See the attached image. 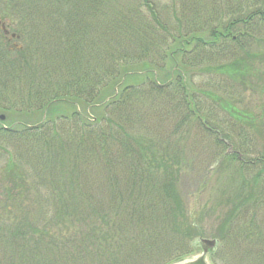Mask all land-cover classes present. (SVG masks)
I'll return each mask as SVG.
<instances>
[{"label":"trees","instance_id":"trees-1","mask_svg":"<svg viewBox=\"0 0 264 264\" xmlns=\"http://www.w3.org/2000/svg\"><path fill=\"white\" fill-rule=\"evenodd\" d=\"M53 1L47 11L46 0H0L17 23L14 36L9 25V33L0 29V112L36 117L0 125V141L12 146H0V264H146L154 254L168 264L195 251L205 230L180 190L182 153L141 131L150 120L143 103L159 94L212 137L219 165L239 171L250 190L239 187L229 200L215 251L235 254L228 238L262 240L264 226L254 221L264 209L262 118L210 92L221 110L211 104L206 114L190 78L211 62L210 71L243 85L264 36V0L248 12L251 0H235L239 7L225 12L240 15L227 21L218 11L214 20L191 19L180 0L171 23L172 7L155 0ZM251 201L255 231L233 227Z\"/></svg>","mask_w":264,"mask_h":264},{"label":"rangeland","instance_id":"rangeland-1","mask_svg":"<svg viewBox=\"0 0 264 264\" xmlns=\"http://www.w3.org/2000/svg\"><path fill=\"white\" fill-rule=\"evenodd\" d=\"M53 0H46L44 7H47L49 11L51 3ZM56 2V0H54ZM53 1V3H54ZM156 4L159 7H172L170 12L169 22L173 21L174 10L177 8V12L180 11V0H155ZM189 2L190 12L192 13L191 19L199 20H214L217 11L220 12L218 15L224 17L227 15L225 11H230L239 7L238 2L235 0H199L202 5L196 7L198 0H187ZM248 5H245L243 8L244 12L257 9L260 5L258 3L261 0L256 2L251 0ZM1 3V2H0ZM178 4V5H177ZM195 4V8L193 7ZM178 6V7H177ZM242 7V6H241ZM4 7L0 5V11ZM60 8V7H59ZM241 9V8H240ZM163 11V10H162ZM201 14H200V12ZM1 13V12H0ZM56 13V12H55ZM164 13V12H163ZM208 13V14H207ZM210 13H215L212 16H209ZM205 15L208 18H205ZM173 15V16H172ZM240 14H228L224 18L227 20L236 19ZM175 19V18H174ZM170 22V23H171ZM193 21L189 22L192 23ZM210 22V21H209ZM1 23L9 25L11 33L17 28V23L15 20H11L7 15L0 14V29ZM11 33L9 34L11 36ZM49 31L44 32V37H49ZM13 39V38H12ZM23 42L13 39L9 42L11 46L18 45L21 46ZM259 52L258 55H255L252 58V64L249 67L248 73L243 78L242 84L239 82L233 81L229 78V75H223L217 70H211V62L202 63L199 67L194 69V76L190 78V82L194 87V91L201 97L203 104L206 109L205 113L210 115L211 112L208 110V106L213 104L218 111L221 110L219 106L215 105V100L205 95V92H210L213 95H224L229 97V101L234 103L240 110L247 113H257L258 116L262 118L259 124L264 126V36L262 40H257L252 46V53ZM217 61L214 65H218ZM205 66L203 70L201 68ZM209 66V67H207ZM209 68V69H208ZM223 89H226L228 92H224ZM169 94H159L155 98H150L149 101H144L141 112L144 115L148 116L145 119H150L146 121L145 127L141 128V131L148 132L154 138L164 139L165 143L169 144L172 148H179L180 156V165L178 170L181 172V184L180 190L184 198L186 199L188 205L193 208L196 218L200 217V222L203 224L205 235L204 238H214V233L220 230L221 225L224 220L228 217L232 205L229 204V200L232 197L237 195V188L245 189V192L250 191L248 185H243L241 182L244 180L240 172L236 169H229L231 166L228 165V168L219 163L222 161V157L217 156V151H214V145L212 143V137L205 132L196 121H186L185 114L182 112L176 114L173 113L174 109L169 100ZM170 110V111H169ZM169 114L170 116H166ZM172 114L175 116H172ZM4 115V123L11 122V120H18L24 122L28 120L30 123L36 120V117L26 118L22 117V114H11L8 112H0V116ZM221 115H223L221 111ZM185 118L183 122L182 121ZM7 120V122H5ZM179 124L181 130H178L176 126ZM1 125V124H0ZM181 132V133H179ZM148 135V134H147ZM158 135V136H157ZM168 137H165V136ZM157 136V137H156ZM214 138V137H213ZM257 142L259 149L264 147V137L257 134ZM173 143V144H172ZM20 144V143H18ZM1 145L11 146L4 141H0ZM12 147V146H11ZM26 149L28 147L26 146ZM216 152V153H215ZM25 156L22 160L23 168L32 175L34 170H32L33 162L29 158V152H25ZM218 155V154H217ZM7 163L6 156H3L0 151V180L3 177V168ZM33 193H30L28 196H25L27 202L32 200ZM1 198V197H0ZM249 211H254V202L251 201L247 208H243L240 211H237V215L233 222L234 225L240 227H249L255 231L256 226L253 225L252 221L255 216L249 215ZM257 219L255 222L264 226V209L262 206L258 207ZM247 218V219H244ZM3 218H0V230L1 223ZM242 227V228H243ZM257 236V234H256ZM227 241L226 245H229L232 248H237L235 254L233 252H227L222 254L221 250L219 253L217 251H212L207 254L206 259L209 264H264V237L262 240L255 239L250 237L246 241H235L230 238ZM199 240V239H198ZM198 242V241H197ZM2 245V243H0ZM220 245V244H219ZM230 247H227L229 251H232ZM202 254V249L197 245L195 251L188 257H185L181 260H169L171 261L168 264H180L190 259L197 258ZM160 254H154L153 258L147 260L146 264H160L163 263V260L158 262ZM228 259V263L226 260Z\"/></svg>","mask_w":264,"mask_h":264},{"label":"water","instance_id":"water-1","mask_svg":"<svg viewBox=\"0 0 264 264\" xmlns=\"http://www.w3.org/2000/svg\"><path fill=\"white\" fill-rule=\"evenodd\" d=\"M4 117H5L4 115H1V119H4ZM215 245H216L215 240L203 239L202 248H203L204 253L198 258H196L195 260H191L184 264H208V262L206 261L205 255L210 249H213Z\"/></svg>","mask_w":264,"mask_h":264}]
</instances>
